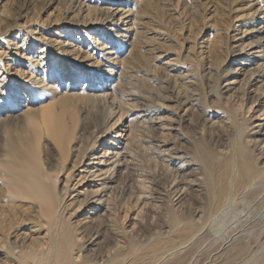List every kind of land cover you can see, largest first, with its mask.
<instances>
[{
	"label": "bare ground",
	"instance_id": "obj_1",
	"mask_svg": "<svg viewBox=\"0 0 264 264\" xmlns=\"http://www.w3.org/2000/svg\"><path fill=\"white\" fill-rule=\"evenodd\" d=\"M158 1L52 0L65 11L64 22L75 28L69 36L56 32L58 38L38 47L41 54L45 45L49 47L48 56L57 62L48 61L44 70L33 66L35 77L23 85L0 79V264H91L88 254L98 260L100 253H95L103 248L105 234L88 230L100 221L113 246L122 241L119 249L124 254L139 252L128 256L131 260L126 257V263L125 255L119 263L107 254L108 259L102 257L105 262L160 264L184 251L207 211L205 223L219 238L231 221L239 220L238 196L264 175V108L255 109L244 131L241 113L229 105V96L248 79L256 87L249 89L255 99L248 108L264 107V0L248 1L237 15L239 26L246 28L241 37L228 28L220 42L194 38L191 49L198 47L202 60H207L202 65L198 60L182 63L194 56L188 49L161 59L160 42L152 34L159 32L165 41L172 38L156 26L161 13ZM248 34L254 39L243 46ZM63 62L67 70L61 68ZM200 66L203 77L219 72L218 88L210 91L212 100L201 91V76L195 69ZM214 130L220 132L219 139L209 137ZM141 155L162 166L156 168L155 187L161 204H170L177 195L178 202H172L177 211L182 198L194 201L190 200L195 212L187 211L193 214L176 216L174 211L175 220L184 222L176 237L150 239L159 226L170 227L169 231L177 226L165 221L160 204L149 207L161 218L158 228L153 222L151 227L136 222L143 231L142 241L132 232V240L138 242L128 240L131 221L122 225L119 220L116 225L114 196L133 186V193L144 197L145 180L153 176L139 169ZM204 191L207 202L200 200ZM143 197L135 198L141 202ZM256 216L264 217V207ZM261 249L264 254V244ZM106 250L114 254L110 247ZM250 256L241 264H264Z\"/></svg>",
	"mask_w": 264,
	"mask_h": 264
},
{
	"label": "rangeland",
	"instance_id": "obj_2",
	"mask_svg": "<svg viewBox=\"0 0 264 264\" xmlns=\"http://www.w3.org/2000/svg\"><path fill=\"white\" fill-rule=\"evenodd\" d=\"M81 1H84V0H81ZM248 1H250V0H160V1H158L157 5H158L159 11L161 13H160L159 23L156 24V26H157V28H161L162 30L167 31L171 35V38H172L169 41H165V40L161 39L159 32H154L152 34L153 37L160 42V48L159 49L163 51V55H164L161 59H164L166 57H170L171 55H175V53L176 54L186 53V50L188 49L189 51H192V52L194 51L193 52L194 56L192 55L193 58L190 57V59H189L190 61L187 60L188 59L187 58L186 60L182 61V63L183 62L184 63L190 62L189 64H193L191 62H195L198 60L200 62L199 64L202 65L201 62L202 63H204V61L207 62V60H204V61L202 60V58L200 56L201 54L198 52V51H200V50H198V47H195L194 50L191 49V46H194L193 44H195L194 38H197V41H200L202 39L212 40V39L216 38L220 42L221 36H223V37L225 36V32H226L225 30L228 28L230 30L234 29V34H237V37H241V34L244 33L243 31L246 30V28L239 26L240 24L237 21V19H238L237 15L241 14L242 7L247 5L245 3H247ZM118 5H121V3ZM262 8H264V4L262 5ZM64 19H65V11L62 10L61 8H59V6H56V3H52V0H0V79L6 78L5 79L6 84H10V83L12 84V83L16 82L20 85L21 84L23 85L24 83L32 80L35 77L36 73L35 72L33 74L31 73L33 70V66L38 68V69L44 70L43 67L46 65V63L48 61L51 60V62L53 61L56 63L57 62L56 57L50 59V57L48 56L49 47L47 48V46L45 45L44 48H46V50H43L44 52L42 51V54H41V51L38 49V47L50 39L58 38L57 35L55 34L56 32L65 31V32H68L67 36H69L70 31L74 30L75 28L71 27L69 24L65 23ZM232 22L235 23V25H233ZM75 34L79 35V33H77V32ZM253 39H254V37H251V35L248 34V36H246L243 39L242 45L245 46V45L251 44ZM241 40L242 39H239V42H241ZM225 42H226V47L227 46L230 47L231 42L229 41V39L225 38ZM170 44L172 46H174L175 48L170 49L168 46ZM223 47H225V46H223ZM168 51H173V52H170L169 54H167ZM192 52H191V54H192ZM171 53H174V54H171ZM196 56H198V59H195ZM200 58H201V60H200ZM63 64H64V62L60 64L61 68H66V70H67L68 65H66V67H65V66H62ZM70 67H72V66H70ZM201 68H202V66H200V68H195L197 74L198 75L200 74V76L202 73ZM19 69H23L24 72L20 73L19 71H17ZM41 70H39V71H41ZM76 73L79 74L78 69H76ZM208 75H209V77L207 76L208 78L205 76L204 77L201 76L200 87H201V91L203 92V94L205 95L207 100H212V97L209 96V95H211L210 91L211 90L214 91L215 89H213V88H215V87L218 88V84L220 83V78H219L220 75H219V72L217 73V71L216 72L212 71ZM144 79L146 81H148V79L145 76H144ZM249 89L255 90L256 87L252 86L250 84V82L248 81V79H246V80L244 79L239 84L237 90L234 91V94L231 93V96H229L231 98V100L229 98V103H230L229 105H234V107L237 109V111L244 115V117L241 114L239 116V118H241V116L243 118V119L242 118L239 119V122L241 124H243L244 127L250 123V120H251L250 116L254 113L255 109L264 108L261 105V107L255 106V108L249 109L251 104H253V99H255L252 97L253 95H251V93H249ZM261 91H263V93H264V89H262ZM255 96L257 97V95H255ZM213 101L215 103V100H213ZM247 130H248V128L245 127L244 131H247ZM217 131L218 130H214V131L209 132V134H208L209 137H212V139L215 138V140L219 139L220 132L219 131L217 132ZM141 156H142L141 157L142 160L139 158L140 164H141L139 169L148 173V174L153 175V176H151L152 179L151 178L147 179L148 181L145 180V183H144L145 184L144 187H145L146 191H145L144 197L143 196L142 197L145 200L142 199L143 202L142 201L139 202V199L141 200L142 197H140L138 195L140 197L139 198V197H137L136 194L133 193V191H132L133 186L132 187L130 186L132 188V190H131L129 187L124 185V186H126L125 189L128 188V190L125 191L126 193L125 192H119L120 194L117 193L114 197L118 198V196H120V198L119 199L113 198L114 199L113 204L115 205L114 208H115V210L116 209L118 210V211L114 210L115 215L117 212L119 213V214L117 213L118 216L116 215L118 217V218L116 217V225L117 224L119 225L120 223L122 225H124L126 222L127 223L125 225H128L129 222L131 221L130 222L131 224H129L130 225L129 228L127 229V230L131 229L127 233L129 235L128 240L133 236L134 238H136V237L140 238L141 237L139 239V241H142L143 231L141 229H138L139 227H138V224L136 222H139V221L143 222L142 224L145 223V226H147V224H148L150 227H151V225L153 226V223H154L153 227L158 228L157 226L160 225L159 222L161 221L160 220L161 218L156 214L154 215L153 213H150L149 207H152L153 205H159L160 204V205H163V208L162 209L160 208V213H162L163 211L165 212V213L164 212L162 213L163 218L165 217L164 218L165 221L167 223H170L171 224L170 226H172V225H177V226H174V227L172 226L173 229H175V230H172V227H171V230H170L171 232L169 231L170 227H167L165 230H163L159 226V229H156V231H158V232H156L154 230V235L156 237L154 235H152V238H150V239H152V241H156V240L160 239L159 237H161V239L164 238L162 236H165V235H167L165 237H176L178 234L176 232L179 231L181 229V227L183 228V226H181V225L184 222L180 223V222L176 221L175 217H173V216H175L176 212H177L176 216H181L184 213L185 214H193L196 210L195 209L196 206L195 205L193 206L194 203L192 204L190 202L191 199L186 196V198L184 197L185 199L184 198L181 199L182 208L180 207L179 210L175 211L173 208L172 202H174V201L178 202L179 198L177 195H173V197L175 196L176 200L174 198H172L173 200L170 199L171 200V201H169L170 204H166V206H164V204H161L160 201L163 200V198H160V200H159V197L156 194L155 187H156V185H158V181H159L158 180L159 174L157 173L158 170L156 168L162 167V166L159 165L158 167H156L153 164L154 162L151 163V161H150L151 159L147 158L148 157L147 155H145L146 157L143 155H141ZM150 165L152 166L151 168H150ZM172 178L173 179L176 178V175L172 176L171 179ZM150 180H152L153 182ZM204 182H206V180ZM258 182H259V184H258ZM262 184H263V187H262ZM204 185H206V183ZM207 187H209L208 184L206 185V188ZM254 187H255V189H254ZM148 189H150L151 192H150V190L148 192ZM130 190L132 191V193L128 195L127 192H129ZM251 190L254 192L252 193ZM248 191H250V192H248ZM204 192H205V194L207 193L206 191H204ZM121 193H122V195H121ZM147 194H149L148 196L150 198L148 196H145ZM205 194H204V197H203V194H201V196H200L204 199H202L200 197L199 198L201 201L207 202V194L206 195ZM124 195H125V199H123ZM130 195H132L133 197H131ZM126 196H128L129 198ZM135 197L139 198V199L137 200ZM130 198H131L132 203L130 201ZM242 198H243V200H240ZM120 199H122V201ZM154 199H156V200L154 201ZM133 200L137 201L136 202L137 206L135 204V201H133ZM256 200H257V202H256ZM117 201L121 206L118 203H117L118 205L116 204ZM119 201H121L122 204L124 201L126 203L130 202V203H128L129 206L130 205L131 206L134 205V206L133 207L130 206L131 208L128 206V210H127V207H126L127 204L124 202L126 205L123 204V205H125V206H123ZM191 201L194 202L193 200H191ZM237 202H238L237 203L238 205L236 204V206L238 207L239 212L241 211L238 215L239 216L238 219L240 221L235 220L237 223L235 221H231L229 226L227 227V229L224 231L223 236H221L220 238L216 237V235L214 234L212 229H210V226L205 223V220L209 216L208 211H207V213H204L202 215V219L199 220V223L200 224L202 223L204 226L202 224L201 225L199 224L198 226H196V229H197L196 234L197 235L195 234L196 236L192 239V241H190L189 244H186L184 246V248L185 247L187 248V246H188L187 250L185 248L184 249L185 252L184 251L182 252V250H181L180 251L181 253L179 252L180 254H178V252L174 253L173 255H175V256H173V255H171V257L168 256L169 260L173 257L172 261L171 260L169 261L166 257L165 259H167L168 261L166 262V260L164 259V261H162L161 263L162 264L163 263L169 264V262H170V264H241L244 260L250 258L251 257L250 255H252V257H255L254 259H256L257 262L258 261L264 262V254H262V251H261L262 250L261 248L264 244L263 243L264 242V217H259L260 215L258 217L256 216V214L259 213V211H262V209L264 207L263 206L264 205V175L262 177H260L259 179H257L254 182V184L250 187V189L248 188L243 193H241L238 196ZM138 203L139 204L141 203V204L138 205ZM168 205H170V206H168ZM147 206H148V208H147ZM191 206H192V208H191ZM120 207H122V208L120 209ZM124 207L126 208V210ZM239 207H240V209H239ZM247 208H248V210H247ZM133 209H135V210H133ZM142 210L143 211L145 210V211L143 212ZM180 210H182V211H180ZM193 210H194V212H187V211H193ZM174 211H175V213H174ZM124 212L125 213L127 212L128 214H126V216L123 217V215H125ZM136 212H138L137 214L139 215L138 216L139 218L136 216ZM182 212H184V213L182 214ZM173 213H174V215H173ZM79 215H82V213H80ZM242 215H244V216H242ZM147 216H148V218H147ZM81 217H83V215ZM132 217H134V218H132ZM203 217H205V218H203ZM167 219L168 220L170 219V221H168ZM173 219H174V221H173ZM119 220H121L122 222L120 221V223H119ZM196 223L198 224V222H196ZM132 224H133V228H131ZM95 225L96 226H92V228H89L90 230H88V231H90L91 233H96L99 231L103 235L105 234L103 236L104 238H102L103 242L105 239V243L101 242V243H103V248L105 245H106L105 247L107 249L110 247L112 252H114V254L116 253V255L112 256V254H113L112 252H111L112 254H110V252H108L106 250V248L104 250H103V248H100L99 246H102V244L100 243V245L98 247L101 250L97 249L99 252L97 251L95 253V256H96V254L100 253L98 260L96 261L95 258L92 259V257H94V254L91 255L92 253H90V254H88L89 255L88 256L89 257L88 258L89 263H91V264L92 263L93 264H97V263L98 264H105V263L109 264L111 261H114V260L116 262L120 263L122 261L120 259V257L123 258L124 257L123 255H125L123 260H124V263H126L128 260H131L133 257H135L139 253V252L133 253V252L129 251V253L131 252L132 255L129 254L128 252H126V254H124L123 251H125V250L122 249L123 250L122 251L121 249H119L120 248L119 243L122 244L123 242L120 241L118 243L119 246L118 245L113 246L110 243L109 230L106 228L104 229V225H102L101 221L99 222V224H95ZM122 225L119 226V230H122V228H123ZM178 225H179V227H178ZM245 225L247 226L246 227L247 231L245 229ZM121 226H122V228H121ZM93 227L95 230H93ZM197 227H201V228L198 229ZM242 227H244V228H242ZM97 228L98 229L100 228V229L98 230ZM240 228H242L244 230H241ZM106 230H108V232ZM167 230H168V232L166 233ZM104 231L107 233H104ZM173 231H175V232H173ZM240 231H242L241 234H240ZM129 233H131L132 236H130L131 234H129ZM242 233H244V234H242ZM238 234H240V235H238ZM106 236H108V238ZM134 238H133V240L137 239V238L136 239H134ZM153 238H156V239H153ZM122 240H124V239L122 238ZM131 240H132V238L130 239V241ZM136 241L138 242V240H136ZM194 241H196V242H194ZM192 242H194L195 244ZM147 244H149V242ZM141 245H140V247L143 249V247ZM196 245H197V247H196ZM111 246H113V248L115 247V250L113 248H111ZM116 247H117V249H116ZM195 247H196V249H195ZM111 250H109V251H111ZM141 250H139V251H141ZM100 251L102 252L103 256H101ZM121 251L123 252V254L121 253ZM184 253H185V255H183ZM104 254H106V255H104ZM107 254H109L111 259L114 258V260H110V262L108 260L105 262L104 259L105 258L108 259ZM118 254H120V255H118ZM127 254H129V255H127ZM117 256H118V258H117ZM128 256L129 257L132 256V258H129ZM102 257L104 259H102ZM126 257L129 259H127ZM115 258H117L118 260ZM125 258L127 261L125 260ZM189 259H190V261H189ZM191 259H192V261H191ZM119 260H121V261H119Z\"/></svg>",
	"mask_w": 264,
	"mask_h": 264
}]
</instances>
